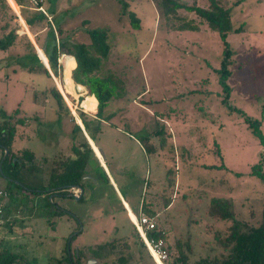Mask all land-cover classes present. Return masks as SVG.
I'll list each match as a JSON object with an SVG mask.
<instances>
[{"label": "rangeland", "instance_id": "1", "mask_svg": "<svg viewBox=\"0 0 264 264\" xmlns=\"http://www.w3.org/2000/svg\"><path fill=\"white\" fill-rule=\"evenodd\" d=\"M8 1L19 15L15 1ZM178 1L202 7L209 3ZM219 1L231 8L233 28L242 27L228 32L230 74L223 78V41L194 12L179 9L176 16H166L152 0H129L126 11L119 0H42L48 18L59 23L71 41L89 44L87 30L107 32L110 49L95 74H114L123 80L124 90L105 109V114L116 112L118 117L102 123L94 141L87 133L86 137L102 166L104 156L135 215L128 214L110 180L85 175L80 199L68 187L66 195L48 200L35 194L24 202L22 195L10 198L0 226L3 247L23 254L31 264H52L66 244L77 250L130 236L132 219L140 215L135 208L145 202L159 213L156 223L165 230V244L174 245L176 238L189 240L192 262L216 252L215 233L230 224L208 214L212 197H231L236 217L257 223L264 203V142L246 118L259 121L264 139V0ZM131 11L140 20L139 28L131 26ZM22 23L26 25L19 15L13 24L17 33L26 32L34 42ZM10 54L15 51L0 50V123L10 116L11 123L26 116L16 128L12 150L29 148L47 157L43 167L22 168L19 177L30 187L40 186L50 181L54 161L72 155L73 121L69 114L56 112L57 104L47 92L52 81L43 73L23 69L8 59ZM40 59L48 66L47 58ZM58 61L62 74L53 76V81L83 127L77 111L95 117L96 109L87 103L90 94H84V103L83 95L76 96L82 86L71 79L73 58L61 54ZM121 113L141 118V130L124 125ZM259 163L263 177L252 173ZM3 171L6 168L0 166V186L5 187ZM18 204L24 210L15 211ZM58 207L65 210L60 215ZM120 255L128 253H114L92 264H120ZM133 255L127 264L145 263L136 249Z\"/></svg>", "mask_w": 264, "mask_h": 264}, {"label": "trees", "instance_id": "2", "mask_svg": "<svg viewBox=\"0 0 264 264\" xmlns=\"http://www.w3.org/2000/svg\"><path fill=\"white\" fill-rule=\"evenodd\" d=\"M14 1L18 6L19 15L26 23V25L22 23L24 31L25 26H27L34 37L35 44L40 48L38 51L40 58H47L49 68L55 77H60L62 74V67L58 61L61 54L71 55L75 59L76 65L71 71L73 81L76 84L85 86L87 94L93 95L97 100L95 117H90L81 109L77 111L84 131L94 141L97 133L101 131V124L107 122L112 117L109 113L105 114L108 102L124 90L123 80L114 74L96 75L94 73L100 68L101 57L107 56L110 49L107 43L106 30L99 28L87 30L90 37L89 44L74 42L70 40L69 36L63 35V29L59 23L48 18L49 15L42 8V0ZM128 1L119 0L124 11L129 6ZM152 1L166 16H176L179 9H184L198 15L206 23L208 29L217 31L224 45V58L220 69L223 72L222 78L230 74L226 64L229 62L232 52L229 48L227 35L232 30L239 32L242 28L241 26L233 28L230 7L222 6L219 0H208L207 7H202L195 3L189 5L178 0ZM19 15L12 9L8 0H0V50L15 51V55L12 56L10 54L8 59H15L16 63L28 72L43 73L46 78L52 81V85L47 88V92L51 94L57 104L56 112L63 111L69 114L74 127L70 145L72 155L66 157L64 160L53 162L54 166L51 167L49 172L50 181L47 184L43 183L40 186L30 187L25 182L19 180L21 186L17 187L20 188L21 192H24V194L21 193L22 202L25 200L29 201V196L32 194L39 197L43 196L47 200L50 196L53 199L54 195L64 196L67 192L71 191L70 189L65 190L66 187L71 185L82 186L81 180H83L82 177L85 175L109 182L108 174L92 150L82 128L74 119L48 69L39 59L35 44L26 32L17 33V30L14 28V20L19 18ZM128 17L131 26L139 28L140 20L132 11L128 12ZM194 27L188 25V28L194 29ZM81 100V103H84L85 98H80ZM11 118V116L7 119L5 118L0 123L1 159L2 165L8 169L13 168L11 162L14 163L15 177L19 179L22 168H27L28 170L41 168L47 163V157L37 156L29 148L12 150V141L16 128L18 125L24 124L27 118L26 116H21L14 123L10 122ZM246 121L253 128V133L261 139V142H264L259 129V121L249 118H246ZM92 122L95 123L91 124ZM144 141L148 144L149 137H146ZM151 147L154 150L152 145ZM145 149L151 151L148 146ZM216 151L219 152V149L216 148ZM13 159L15 160L13 161ZM92 162L95 164L92 165ZM252 173L263 177L260 163L253 166ZM6 189L9 193V201H11L10 198H12V201L14 200L13 198H18L11 195V188ZM71 192L73 193V191ZM81 195L79 199L82 197ZM53 203L57 205L55 202ZM143 203L142 205L144 206ZM15 206V211L21 207L20 204ZM6 209L7 204L4 209V216ZM58 209L56 211L57 215L65 211L60 207ZM135 209L139 212L138 208ZM207 212L216 220L230 221L228 226L215 233L214 245L218 250L212 254L199 256L191 262L192 244L189 240L184 241L176 238L174 245L165 244L168 256L164 264H264V203L260 219L256 224L247 220H240L236 217L231 197H212ZM151 217H154L156 221L158 216L152 213ZM130 234V236L116 237L101 244L83 245L77 250H71L66 244L64 253L56 257L52 264H88L89 259L93 258L101 261L114 253L125 251L128 253V256L120 255L118 261L120 264H127L134 256L133 251L135 249L140 258L145 259L144 264H156L144 242L141 240L135 226ZM165 234V230L158 225L156 229L148 232L149 236L162 238L163 240L166 239ZM130 237H133L132 242L128 240ZM71 239H74V236ZM33 263H36L35 259H33ZM0 264H31V262L23 254L3 247L0 240Z\"/></svg>", "mask_w": 264, "mask_h": 264}, {"label": "built area", "instance_id": "3", "mask_svg": "<svg viewBox=\"0 0 264 264\" xmlns=\"http://www.w3.org/2000/svg\"><path fill=\"white\" fill-rule=\"evenodd\" d=\"M71 189L73 193L78 196L80 190L78 188ZM8 195L7 189L4 186H0V226L3 224L4 209L8 202ZM132 221L153 261L156 264H158V261H162L164 263L168 256L164 240L162 238H156L148 235L149 231L157 228L155 219L144 213H141L139 217H136L135 220L132 219Z\"/></svg>", "mask_w": 264, "mask_h": 264}, {"label": "crops", "instance_id": "4", "mask_svg": "<svg viewBox=\"0 0 264 264\" xmlns=\"http://www.w3.org/2000/svg\"><path fill=\"white\" fill-rule=\"evenodd\" d=\"M73 60H74V62H75V59L73 58ZM74 65H76V62H75V64ZM72 71V70H71ZM95 73V72H94ZM71 74V73H70ZM71 79H72V77H71ZM73 80V79H72ZM73 83H75L74 81H73ZM76 84V83H75ZM78 85H80V84H78ZM80 86H82L81 87V89L80 90H78V92H77V94H76V96L78 95L79 97L80 96H82L83 95V97H84V94L85 93H87V89H86V87L85 86H83V85H80ZM90 97H92L93 95H89ZM116 96H119L118 94L116 95ZM115 96V97H116ZM93 98L96 100V98L93 96ZM82 101V100H81ZM91 106V110H97V101H96V103L95 104H92V105H90ZM95 110V111H96ZM109 114H111L112 115V117L110 118V119H112V120H108V121H110L109 123H112L113 122V119H116L117 117H118V113H116V112H112V113H109ZM132 114V113H131ZM131 114L130 113H121V115L119 116L120 118H124L126 121H125V123H124V125H128L129 127L131 126V127H133V128H136V129H139V130H141V128H142V119L140 118V119H133V116H131ZM76 117L78 118V116L76 115ZM105 123H107V122H105ZM172 133V132H171ZM128 134H131L130 132H128ZM99 149V148H98ZM99 151H100V149H99ZM100 153H101V151H100ZM101 155H102V153H101ZM102 159H103V162H104V165L103 166H105V171L107 172V174H108V177H109V180H110V182H112V184H113V186H115V189L117 190V193L119 194V198H120V200H121V202H122V204L126 207V209H127V212H128V214H129V211H132V213L134 214V211H133V209H132V206H131V204H130V202L119 192V190H118V187H117V185H116V182H115V180H114V178H113V176L111 175V172L109 171V168H108V166H107V163H106V160L104 159V156H102ZM101 164V163H100ZM90 177V176H89ZM79 189V188H78ZM79 195H81V192H79V194H78V196ZM77 199H79V198H77ZM144 204V206L142 205V203H141V205H140V214L141 213H144V214H146V215H148L149 217H151V214L152 213H155L157 216H159V213L157 212V211H155V210H153V209H151L150 207H148V206H145V202L143 203ZM135 215V214H134ZM130 216V215H129ZM153 219H154V217H152Z\"/></svg>", "mask_w": 264, "mask_h": 264}, {"label": "flooded vegetation", "instance_id": "5", "mask_svg": "<svg viewBox=\"0 0 264 264\" xmlns=\"http://www.w3.org/2000/svg\"><path fill=\"white\" fill-rule=\"evenodd\" d=\"M0 148H1V145H0ZM2 149V148H1ZM4 157V156H3ZM15 159H13L14 161ZM2 159H1V156H0V166L3 168L5 166L2 165ZM11 165L13 168H10L8 169L7 167L6 168V172L3 171V175L5 177V187L6 188H11V195L13 197H19L21 195V190L20 188H18L17 186H21V182L19 181L18 178L15 177V171H14V163L11 162ZM9 194V193H8Z\"/></svg>", "mask_w": 264, "mask_h": 264}, {"label": "water", "instance_id": "6", "mask_svg": "<svg viewBox=\"0 0 264 264\" xmlns=\"http://www.w3.org/2000/svg\"><path fill=\"white\" fill-rule=\"evenodd\" d=\"M34 43V42H33ZM36 47V46H35ZM36 50H37V48H36ZM37 55L39 56V53H38V50H37ZM39 59H40V56H39ZM41 60V59H40ZM44 64V63H43ZM45 65V64H44ZM45 67L48 69V71H49V73H50V75L52 76V78H53V73L51 72V70H50V68H49V65L48 66H46L45 65ZM54 79V78H53ZM82 128V130H83V133L85 134V136H86V132L84 131V127H81ZM5 153H7V151H5ZM84 178V177H83ZM68 188H79V190H80V192L82 193V188L79 186V185H71V186H68ZM80 197V195L79 196H76V198H79ZM96 260L95 259H89L88 260V264H92V263H94Z\"/></svg>", "mask_w": 264, "mask_h": 264}, {"label": "bare ground", "instance_id": "7", "mask_svg": "<svg viewBox=\"0 0 264 264\" xmlns=\"http://www.w3.org/2000/svg\"><path fill=\"white\" fill-rule=\"evenodd\" d=\"M69 56H71V55H69ZM64 65V64H63ZM73 66H75V65H73ZM72 66V68H74ZM61 92H62V94L64 95V97L66 98V96H65V93L63 92V90H61ZM87 103L89 104V105H91V104H95L96 103V100L93 98V97H89L88 98V100H87ZM91 103V104H90ZM72 111H73V113L75 114V111L72 109ZM158 264H164L162 261H158Z\"/></svg>", "mask_w": 264, "mask_h": 264}]
</instances>
